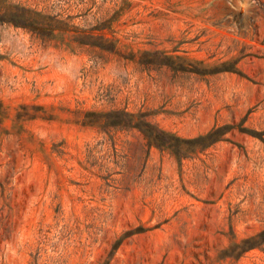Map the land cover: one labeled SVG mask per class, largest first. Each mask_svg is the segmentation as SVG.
Listing matches in <instances>:
<instances>
[{
	"label": "rangeland",
	"instance_id": "rangeland-1",
	"mask_svg": "<svg viewBox=\"0 0 264 264\" xmlns=\"http://www.w3.org/2000/svg\"><path fill=\"white\" fill-rule=\"evenodd\" d=\"M0 264H264V0H0Z\"/></svg>",
	"mask_w": 264,
	"mask_h": 264
}]
</instances>
